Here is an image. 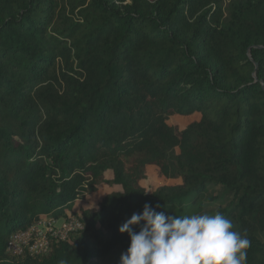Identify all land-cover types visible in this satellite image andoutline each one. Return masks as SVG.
I'll use <instances>...</instances> for the list:
<instances>
[{
	"label": "trees",
	"instance_id": "obj_1",
	"mask_svg": "<svg viewBox=\"0 0 264 264\" xmlns=\"http://www.w3.org/2000/svg\"><path fill=\"white\" fill-rule=\"evenodd\" d=\"M146 203L219 211L264 264V0H0V264H119ZM44 217L83 228L6 252Z\"/></svg>",
	"mask_w": 264,
	"mask_h": 264
},
{
	"label": "clouds",
	"instance_id": "obj_2",
	"mask_svg": "<svg viewBox=\"0 0 264 264\" xmlns=\"http://www.w3.org/2000/svg\"><path fill=\"white\" fill-rule=\"evenodd\" d=\"M159 207L146 203L119 227L129 237L119 264H247L250 239L219 211L180 217Z\"/></svg>",
	"mask_w": 264,
	"mask_h": 264
},
{
	"label": "built area",
	"instance_id": "obj_3",
	"mask_svg": "<svg viewBox=\"0 0 264 264\" xmlns=\"http://www.w3.org/2000/svg\"><path fill=\"white\" fill-rule=\"evenodd\" d=\"M82 228V224L75 217L59 220L44 217L27 229L12 234L6 252L14 257H42L50 251L53 241H65L70 234Z\"/></svg>",
	"mask_w": 264,
	"mask_h": 264
},
{
	"label": "rangeland",
	"instance_id": "obj_4",
	"mask_svg": "<svg viewBox=\"0 0 264 264\" xmlns=\"http://www.w3.org/2000/svg\"><path fill=\"white\" fill-rule=\"evenodd\" d=\"M196 117H186V118H180V117H175L171 120V123L178 126L180 129H183L187 125H189L192 121L197 120ZM144 176L145 179L142 181V186L145 188L147 192L152 191L153 189L164 185V184H171L174 181H166L159 173L158 169L155 167H147L144 169ZM114 189L109 188V187H100V190L97 194L90 196L87 198V200L83 203H77V207H85V208H93L96 209L102 199L109 195L114 193Z\"/></svg>",
	"mask_w": 264,
	"mask_h": 264
}]
</instances>
